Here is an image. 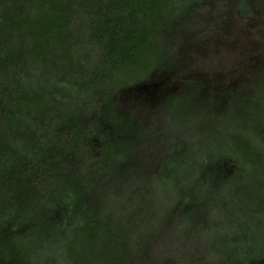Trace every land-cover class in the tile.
Listing matches in <instances>:
<instances>
[{
    "label": "trees",
    "instance_id": "obj_1",
    "mask_svg": "<svg viewBox=\"0 0 264 264\" xmlns=\"http://www.w3.org/2000/svg\"><path fill=\"white\" fill-rule=\"evenodd\" d=\"M170 1L0 0V208L8 209L6 195L14 201L12 212L0 221V264H37V255L31 258L16 243V237L27 226L44 222L54 227L45 252L75 235L79 221L90 239H96L103 226L108 235L106 247L118 248L109 221L101 224L84 217L79 207L65 198V192L77 194L83 189L80 160L98 171L109 167L106 161L122 167V158L140 148L138 140L129 142L130 130H140L142 121L157 122L162 130L165 123L160 108L173 95L189 93L196 97L221 89L228 97L234 87L244 92L245 78L264 64V6L257 0H186L177 10L171 9ZM223 5L229 10L219 13L214 22L208 21L218 28L216 21L222 15L228 22L248 19L253 22L249 28L257 26L258 43L252 51L237 42L231 30L222 40L213 29L203 53L209 57L215 48L218 53L231 54L229 68L214 70L203 64L210 73L189 70L186 63L190 51L178 45L183 37L177 19ZM172 20L173 29L169 27ZM226 72L235 77L233 82L225 79ZM55 92L70 99V109L59 122L38 130L31 122L51 114L48 101ZM245 103L234 106L243 123L250 118ZM208 116V153L198 157L195 152L187 154L186 145L181 144L173 149L172 157L179 175L205 176L204 187L215 200L223 194L217 180L245 176L261 165L262 154L256 143L264 142V123L254 121L247 139L251 140L238 142L236 135L215 132L214 109H209ZM46 136L50 139L44 145V158L34 159V146ZM117 154L121 156L118 159ZM74 155L78 162H72ZM176 192L174 207H195L184 185L180 184ZM39 196L40 205L50 209L44 221L29 207ZM56 211L61 214L59 222L53 219ZM200 233L202 238L221 242L216 245L219 264L243 258L250 264H264V232L253 215L234 231L211 227L194 232L195 242ZM128 249V244L122 245L124 257L129 256ZM184 250L193 258L200 257L189 245ZM168 253L166 263L173 264Z\"/></svg>",
    "mask_w": 264,
    "mask_h": 264
},
{
    "label": "rangeland",
    "instance_id": "obj_2",
    "mask_svg": "<svg viewBox=\"0 0 264 264\" xmlns=\"http://www.w3.org/2000/svg\"><path fill=\"white\" fill-rule=\"evenodd\" d=\"M185 2L186 0H171L169 5L171 9L177 10ZM257 3L264 6V0H257ZM227 7L206 8L197 11L195 15L177 19L176 25L183 37L182 44L178 45L181 49L184 46L190 51L186 63L189 70L209 72L205 66L214 70L229 68L231 54L218 53L215 48H212L209 57L203 53L210 43L209 37L213 29L222 40L225 34H229L227 31L231 30L230 34L237 42L254 50L253 47L258 43L255 31L257 26L255 29L249 28V25H253L250 20L235 18L228 22V18L222 15L220 21H216L218 28L208 21L212 19L214 22L219 18V13L229 10ZM169 27L174 28V20ZM230 37L227 42H230ZM214 40L220 41L219 38ZM166 48L170 52L171 47L167 45ZM224 74L226 80H235L231 73ZM252 74L243 81L244 92L234 87L233 94L228 97H225L226 93L221 89L214 94H198L196 97H190L189 93L186 96L173 95L160 108V115L165 123L162 130L157 127V122L148 124L144 121L140 122V130H130L129 142L138 140L140 148L122 158L125 161L122 167L106 161L109 167L98 171L96 166L80 160L78 170L84 179L83 189L77 194L65 192V198L77 205L84 217L96 219L101 224L109 221L111 231L117 237L118 248L106 247L108 235L103 226L98 229L97 238L90 239L81 221H77L75 235L59 241L57 246L47 252L44 247L54 227L45 222L40 226H27L16 237V243L31 258L37 255V264H167L165 256L168 252H171L173 264H219L220 256L216 245L221 242L212 237L202 238L200 233L199 238L197 234L196 244L195 239H192L194 232L211 227L217 231H234L251 215L255 216L264 232V142L256 143L262 154V163L257 168H251L242 177L214 179L223 190L222 196L215 200H211L204 187L206 177L197 175L189 178L179 175L175 168L177 162L172 157L173 149L181 144L186 145L187 154L195 152L198 157L208 153L211 143V133L207 128L209 109L216 111L215 132L236 135L239 137L238 142L249 139V127L253 122L264 123V64L255 68ZM49 99L51 114L42 121L31 122L38 130L59 122L70 109V99L62 97L60 93L55 92ZM244 101L250 117L246 123L239 120L234 110L235 105ZM32 117L33 113L30 119ZM48 139L49 136L43 137L38 141L39 145L34 146V159L44 158L43 149ZM119 157L120 154H117L116 158ZM246 159L251 162V157L247 156ZM78 160L79 157L74 155L72 162ZM180 184L185 186L189 198L195 202L194 208L174 207ZM40 196L29 207L44 221L50 209L40 205ZM6 200L10 203L7 210L0 208V221L14 208V201L9 194L6 195ZM53 219L58 222L62 219L59 211L53 214ZM61 222L63 226L64 223ZM219 235L226 234L220 232ZM224 236L222 238L226 240ZM177 240L180 242H175ZM125 244L129 245V256L124 257L122 245ZM186 245H189V249L198 251L200 257H191V253L184 250ZM232 264H250V260L243 258Z\"/></svg>",
    "mask_w": 264,
    "mask_h": 264
}]
</instances>
